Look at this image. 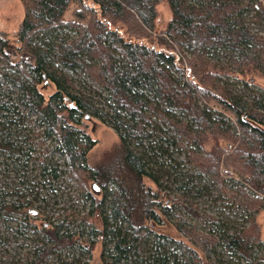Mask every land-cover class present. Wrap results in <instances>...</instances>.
<instances>
[{
  "label": "trees",
  "instance_id": "1",
  "mask_svg": "<svg viewBox=\"0 0 264 264\" xmlns=\"http://www.w3.org/2000/svg\"><path fill=\"white\" fill-rule=\"evenodd\" d=\"M20 1L18 45L0 36V86L16 94L26 114L0 104V112L15 117L0 126L30 124L35 117L41 129L33 135L41 153L36 160L57 155L88 212H65L63 219L36 225L35 199L19 193L22 181L8 193L11 201L1 192L0 223L12 220L39 233L24 261L9 264H85L81 256L98 247V264H264L255 219L264 210V89H249L247 79L264 78V36L251 31V24H264V0ZM164 1L170 20L155 32ZM66 32L73 38L56 39ZM9 47L16 58L5 53ZM55 67L97 84L104 105ZM40 86H51V93ZM86 117L116 132V141L92 164L95 142L80 128ZM163 130L175 138L163 139ZM166 143L184 155L171 167L156 158L173 159ZM0 151L13 159L23 149L5 139ZM183 166L191 175L178 172ZM192 172L244 213L245 226L231 228L182 196L171 198L175 180H190ZM13 173L19 178L17 169ZM92 183L100 195L92 193ZM164 222L182 239L154 233Z\"/></svg>",
  "mask_w": 264,
  "mask_h": 264
},
{
  "label": "rangeland",
  "instance_id": "2",
  "mask_svg": "<svg viewBox=\"0 0 264 264\" xmlns=\"http://www.w3.org/2000/svg\"><path fill=\"white\" fill-rule=\"evenodd\" d=\"M77 6L73 4L65 14V19L71 17V12ZM24 17V7L20 0H0V36L12 43L15 47L18 45L15 41L16 32L19 24L21 23ZM251 15L245 16L244 18L250 19ZM170 20V11L167 3L161 2L157 6V17L155 20V32L163 31ZM251 31L264 36V24H251ZM60 38L71 39L73 38L72 33H61L58 34L56 39ZM47 43V42H45ZM36 47H41L38 42L35 43ZM43 48V47H42ZM14 48L9 47L8 50ZM17 52V51H16ZM216 62V60H213ZM55 69L63 72L69 80L74 84L75 88L85 92L89 97H91L97 105H104L105 93L101 88L88 80L80 72H70L66 69L55 67ZM247 79H251L250 84L248 85L249 89L257 91L258 88L264 89V78L253 74ZM4 85L0 86V104L4 103V106H12L16 108L17 111L22 114H26V111L20 105L16 99V94H12L4 89ZM46 91L40 90L45 94H49L52 91V87H48ZM5 117V118H3ZM5 121H15L14 115L9 112H0V125ZM30 124H12L9 126H0V129H3V133L0 134V143L5 139L10 140L14 143L17 148L23 149L15 158H7L5 154L0 151V193L5 196L4 201H11V197L8 196V193L13 192L14 184L17 183L20 185L21 189L19 190L20 194L29 195L30 199H35L32 211V218L36 219L35 224L41 225L46 224L43 219L50 221H56L59 217L64 218L65 212H81L83 214L88 212L87 205L82 204L78 199H76L77 190L74 186V183L65 175L64 169L62 168V161L57 157V155H52L47 157L43 163H40L36 158L41 156L39 151V146L36 142L39 139L33 137L34 134L39 133L41 129L35 124V117L30 118ZM85 133H87L90 138L95 142L93 148L89 153V163H94L100 156L103 154L108 147L116 141V132L103 123L100 120L89 118L82 120V125L80 127ZM10 135H6L7 133ZM159 136L163 139L171 140L174 139V135L163 130L162 133H159ZM26 137L29 140L22 139ZM134 144H131V147L135 150ZM168 153H170L172 158H163L156 157L158 161L163 162L164 165H169V167L175 165V159L182 160L184 155L180 148L173 146V144L166 143L164 145ZM138 153H141V149H136ZM147 155L149 154L147 150H144ZM152 155L151 153L149 154ZM169 155V157H170ZM152 157V156H151ZM25 165L26 170L23 168ZM163 165V166H164ZM168 167V166H167ZM23 168V169H22ZM45 168V170H44ZM17 169L19 178L15 177L13 170ZM188 167L183 166L178 169V172L181 174H190V171L187 170ZM52 171L57 175L53 177ZM187 176V175H186ZM186 176L175 180L173 185V190L169 192L171 198L176 200L177 196H182L185 200L191 201L198 206V208L206 213L215 216L227 225L232 227H242L245 226V217L244 213L239 212L238 210H233L227 203L226 199H223V196L218 193L216 188H209L210 182L206 179H202L195 172H192V178L187 180ZM37 189L36 191H34ZM31 193V195L29 194ZM215 195L216 197H214ZM35 197V198H33ZM14 217V214L10 215ZM256 222L258 223L261 231V237L264 245V210L258 212L255 215ZM93 224L99 226L98 217L93 219ZM7 225V227H6ZM19 224L14 221H7L4 224L0 223V264H9L10 261L20 262L24 261L23 255L28 252H31V243L34 239L39 237L37 231H28L19 227ZM15 229H19V232H16ZM154 233L165 235L168 238L173 239H182L179 234L173 229V227L164 222L163 225H156L153 227ZM154 239L153 236H150L147 240L150 249L154 248ZM168 248V246H166ZM264 248V246H263ZM100 247L93 252L91 256L88 252L84 253L81 256V261L85 264H98L99 261ZM234 262L233 259L227 258Z\"/></svg>",
  "mask_w": 264,
  "mask_h": 264
},
{
  "label": "water",
  "instance_id": "3",
  "mask_svg": "<svg viewBox=\"0 0 264 264\" xmlns=\"http://www.w3.org/2000/svg\"><path fill=\"white\" fill-rule=\"evenodd\" d=\"M6 54H9L11 55L13 58H16L17 57V53L15 50L11 49V50H6L5 52ZM85 119H88V117H86ZM90 188H91V191L94 195L98 196L100 195V188L97 186L96 183H92L90 185Z\"/></svg>",
  "mask_w": 264,
  "mask_h": 264
}]
</instances>
